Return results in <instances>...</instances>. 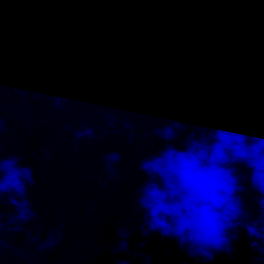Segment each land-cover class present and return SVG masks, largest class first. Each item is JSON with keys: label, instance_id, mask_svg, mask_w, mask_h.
<instances>
[{"label": "rangeland", "instance_id": "rangeland-1", "mask_svg": "<svg viewBox=\"0 0 264 264\" xmlns=\"http://www.w3.org/2000/svg\"><path fill=\"white\" fill-rule=\"evenodd\" d=\"M168 119L264 130V0H0V155L35 180L32 219L0 205V264H185L177 240L139 230V165ZM258 198L242 196L253 217ZM252 242L241 228L231 253L193 264H264Z\"/></svg>", "mask_w": 264, "mask_h": 264}, {"label": "clouds", "instance_id": "clouds-1", "mask_svg": "<svg viewBox=\"0 0 264 264\" xmlns=\"http://www.w3.org/2000/svg\"><path fill=\"white\" fill-rule=\"evenodd\" d=\"M94 134L91 128L74 133L77 139ZM153 134L165 147L139 165L146 176L137 198L144 216L142 235L173 238L190 257L211 261L216 253L232 252L233 241L243 228L253 238L251 247L264 253V130L193 126L168 119ZM23 158L0 155V205L6 198L15 210L9 223L27 222L35 216L27 198L29 186L35 184L33 170L20 166ZM120 160L115 152L105 157L112 175L117 174L114 165ZM241 169L259 194L255 217L242 199L246 187ZM119 235L116 251H127L128 230L121 229Z\"/></svg>", "mask_w": 264, "mask_h": 264}, {"label": "trees", "instance_id": "trees-1", "mask_svg": "<svg viewBox=\"0 0 264 264\" xmlns=\"http://www.w3.org/2000/svg\"><path fill=\"white\" fill-rule=\"evenodd\" d=\"M168 22V20L166 21ZM165 22V23H166ZM162 61L165 65V68H168V64L166 63V59L163 57V58H160L158 61ZM69 150H72V148H68ZM244 170L241 169V174H242V177L244 178L243 179V182L245 184V187H246V191L242 194L243 197H247L248 199L251 197L252 198V188H251V185L247 182V175L243 172ZM112 188H110L108 191H110ZM107 190V189H106ZM107 191V192H108ZM106 192V193H107ZM99 199H96L95 201L92 202V204H95L98 202ZM250 201V200H249ZM253 200H251L252 202ZM253 203V202H252ZM251 204V203H250ZM194 257H190L187 253L186 255L183 257L182 261L185 263V264H193L194 263Z\"/></svg>", "mask_w": 264, "mask_h": 264}, {"label": "crops", "instance_id": "crops-1", "mask_svg": "<svg viewBox=\"0 0 264 264\" xmlns=\"http://www.w3.org/2000/svg\"><path fill=\"white\" fill-rule=\"evenodd\" d=\"M190 56H191V54H188L187 55V57H189V59H191ZM185 67H190V68L194 69L195 71H197V66H196V63L195 62H190L189 64H186Z\"/></svg>", "mask_w": 264, "mask_h": 264}]
</instances>
